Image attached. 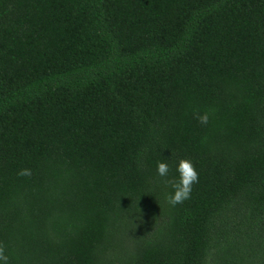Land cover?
<instances>
[{
  "label": "trees",
  "instance_id": "obj_1",
  "mask_svg": "<svg viewBox=\"0 0 264 264\" xmlns=\"http://www.w3.org/2000/svg\"><path fill=\"white\" fill-rule=\"evenodd\" d=\"M181 159L199 180L173 206ZM0 244L264 264V0H0Z\"/></svg>",
  "mask_w": 264,
  "mask_h": 264
},
{
  "label": "clouds",
  "instance_id": "obj_2",
  "mask_svg": "<svg viewBox=\"0 0 264 264\" xmlns=\"http://www.w3.org/2000/svg\"><path fill=\"white\" fill-rule=\"evenodd\" d=\"M201 125H207L209 122L208 113L198 114L196 117ZM177 172L179 173L178 181H166L170 183L174 189V193L168 197V203L175 206L177 204L183 203L185 200L190 198L192 186L198 182L199 176L198 173L190 160L181 159L179 161ZM169 173V166L167 163L160 162L157 165V174L160 177H167ZM19 176H30L31 170L22 169L19 173ZM8 256L5 254V248L0 244V261L3 264H8Z\"/></svg>",
  "mask_w": 264,
  "mask_h": 264
}]
</instances>
